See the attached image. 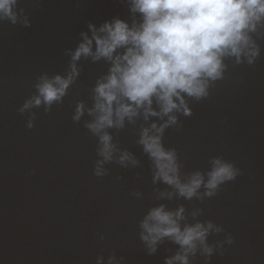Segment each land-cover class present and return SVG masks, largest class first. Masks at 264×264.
I'll list each match as a JSON object with an SVG mask.
<instances>
[{
  "label": "water",
  "instance_id": "95a60500",
  "mask_svg": "<svg viewBox=\"0 0 264 264\" xmlns=\"http://www.w3.org/2000/svg\"><path fill=\"white\" fill-rule=\"evenodd\" d=\"M24 6L31 27L0 23V264H95L112 250L126 264H164L166 249L175 246L166 242L148 255L138 236V221L153 201L130 195L135 189L152 195L150 163L134 130L118 139L143 167L113 164L108 176L97 178L95 138L71 119L75 100L87 99L105 67L85 63L64 103L51 113L39 110L34 128L18 112L41 72L64 71L65 49L76 46L89 20L126 15V8L119 0H39L38 7L24 0ZM193 108L180 130H168L165 143L179 150L188 169L206 168L210 156L223 154L243 170L217 196L194 202L204 208L202 218L222 223L235 238L212 264H264V56L254 66L229 69L211 97ZM179 202L192 207L168 203Z\"/></svg>",
  "mask_w": 264,
  "mask_h": 264
},
{
  "label": "clouds",
  "instance_id": "9594fccd",
  "mask_svg": "<svg viewBox=\"0 0 264 264\" xmlns=\"http://www.w3.org/2000/svg\"><path fill=\"white\" fill-rule=\"evenodd\" d=\"M39 6V0H32ZM126 15L97 23L89 20L78 33L62 72H41L34 91L18 112L26 127L36 125L38 111L51 113L64 103L80 79L85 63L102 64L87 99L74 102L71 119L95 138L92 174L108 176L109 165L140 169L136 152L122 146L119 134L132 128L135 144L150 163L152 195L140 189L130 195L151 199L139 219L138 236L148 255L166 242L164 264H212L235 242L222 223L204 216L203 205L243 170L223 154L208 158L206 168L188 169L175 146L165 143L168 130H180L193 115V104L208 100L229 69L254 66L264 56V0H119ZM0 23L29 28L24 0H0ZM34 171V170H33ZM139 175V173H137ZM122 180V176H116ZM192 202V207L179 202ZM99 240L106 239L98 233ZM216 237L215 239H210ZM95 264H126L116 250L96 257Z\"/></svg>",
  "mask_w": 264,
  "mask_h": 264
}]
</instances>
